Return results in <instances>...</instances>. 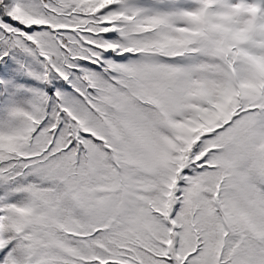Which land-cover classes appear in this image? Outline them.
I'll list each match as a JSON object with an SVG mask.
<instances>
[{"label": "snow or ice", "instance_id": "1", "mask_svg": "<svg viewBox=\"0 0 264 264\" xmlns=\"http://www.w3.org/2000/svg\"><path fill=\"white\" fill-rule=\"evenodd\" d=\"M0 264H264V0H0Z\"/></svg>", "mask_w": 264, "mask_h": 264}, {"label": "trees", "instance_id": "2", "mask_svg": "<svg viewBox=\"0 0 264 264\" xmlns=\"http://www.w3.org/2000/svg\"><path fill=\"white\" fill-rule=\"evenodd\" d=\"M33 83H36L35 81H33Z\"/></svg>", "mask_w": 264, "mask_h": 264}, {"label": "rangeland", "instance_id": "3", "mask_svg": "<svg viewBox=\"0 0 264 264\" xmlns=\"http://www.w3.org/2000/svg\"><path fill=\"white\" fill-rule=\"evenodd\" d=\"M24 78H27L26 76Z\"/></svg>", "mask_w": 264, "mask_h": 264}]
</instances>
